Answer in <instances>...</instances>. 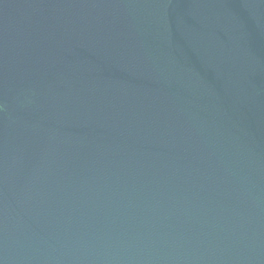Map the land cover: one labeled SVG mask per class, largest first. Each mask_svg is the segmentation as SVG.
<instances>
[{"label":"water","instance_id":"1","mask_svg":"<svg viewBox=\"0 0 264 264\" xmlns=\"http://www.w3.org/2000/svg\"><path fill=\"white\" fill-rule=\"evenodd\" d=\"M0 264H264V0H0Z\"/></svg>","mask_w":264,"mask_h":264}]
</instances>
